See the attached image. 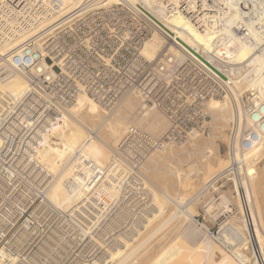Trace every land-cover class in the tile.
Segmentation results:
<instances>
[{"label": "bare ground", "instance_id": "1", "mask_svg": "<svg viewBox=\"0 0 264 264\" xmlns=\"http://www.w3.org/2000/svg\"><path fill=\"white\" fill-rule=\"evenodd\" d=\"M98 1L102 2L104 7L118 1L133 6L139 3L144 7H150L152 4V0ZM219 1V7H216L213 12L215 18L219 19V27L215 20L211 27L200 30L184 14H173L167 17L162 24L170 39L175 40L176 43L169 42L161 32L154 31L142 42L140 54L145 61L157 62L163 56L183 60L187 56L185 51H188L207 62V53L214 56L221 55L218 43L223 45L227 48L225 51L229 63L227 66L232 67V64H238V67L232 70L234 83L229 84L231 94L211 97L205 101V109L211 117V122L217 120V124L214 126L219 130L213 134L214 126L211 123V134L213 135L210 136L219 137V139L223 137L226 140V136L223 135L224 128L227 124L230 127L232 121L239 116L242 127L247 129L243 136L247 137L248 135L250 138V134L255 133L258 139L252 140V145L249 148H241L240 141H236L232 150L229 147L231 133L228 128L230 139L225 145V155L228 159L224 157L221 159L222 161H219L216 172L210 164V158L216 154L213 149L215 145L212 141H208L201 147L202 137L199 138V136L203 135L192 134L181 142L163 141L161 146L151 149L147 153L143 163L139 166L138 174L148 195V201L151 203L148 211L145 208L138 212V215L141 216L140 224L132 219L134 212L129 204L132 202L130 200H112L111 204H107L108 197L91 199L90 214L83 209V206H87L84 203L87 198L83 194L85 191L80 189L77 183L70 184L69 182V180L77 182L75 176L78 174V169L75 167V153L78 151L87 160L79 168L83 173L89 171V163L93 166V172L96 169L102 172H111L109 163L119 158L116 147L130 128H136L154 139H159L169 128V121L161 110L132 92L125 93L108 106L97 102L91 94L79 93L62 108L60 114H56L54 119L49 121L45 132L41 134V138L34 146L31 157L49 174L48 180L41 189L43 197L48 205L62 214L60 221L67 222L73 233L80 235V238L74 239V241L83 247L86 246L84 244L95 243L101 248H105L106 253L99 258L93 255L85 258L79 254L80 261L76 264H150V256L170 246L173 240H186L180 235H176L174 238H166L165 235L172 227L178 229L184 223L193 220L190 208L195 203L194 201L199 199L197 196L199 191L187 197L186 200H182L186 197L185 194L182 198H179V195L178 198L170 195L167 184L171 179L170 174L173 173L176 184L183 188V191H188L191 180L186 183L184 179H188L191 175L199 176L201 170L188 166L187 173L184 174L182 169L175 167L173 161L180 162L182 157L190 158L192 154H196L195 160H193L194 165L198 161L202 162L208 168L207 176L212 173L207 182L225 174L228 171L227 168L234 162V188L238 191L236 196L240 198V203L238 201L240 205H236V210L242 208L244 203L246 204L251 216V227L245 224L246 235H244L235 228L232 220L225 224L232 226L230 238L234 240L236 246L238 245L239 248L235 249L240 250L243 256L239 264H264V235L258 233L252 205L247 197L249 192L256 193L254 176L258 173V171L256 173L257 168L264 173V50H261L264 44V0ZM83 2L84 0H52L51 3L57 8V12L45 19L44 24L40 23L30 31L1 44L0 54L4 55L10 48L46 29L58 16L76 9ZM239 25L249 33L247 40L242 39L237 33ZM26 87L23 78L15 71H8L5 78L0 79V95L3 96L18 99L25 93ZM129 97L138 99L141 105L138 106ZM247 103L253 104L252 108L254 109L245 117L243 105L247 106ZM210 136L204 135V137ZM185 144L187 149H178ZM179 145L181 147H175ZM167 159V163L159 167L161 161L165 162ZM148 160L151 161V164L148 163ZM191 165L193 166V164ZM190 167L191 169H189ZM149 174L159 182L161 187L149 178ZM111 193L116 197L122 192L117 187L111 186ZM219 195L220 197L214 202L213 208H206L208 213L217 217L221 210L229 212L227 215L232 212L231 219L237 220L238 218L234 217L236 213L229 204L232 198L224 191H221ZM169 203L172 205V210L167 213V204ZM37 205L30 207L29 211L25 213L19 214L16 221H11L9 226L5 223L0 224V264H42L35 262L32 256L26 252V245L39 238L37 233L33 232L34 229L30 228L34 211L38 209ZM4 217L8 216L0 214V221H4ZM239 219L242 220V217ZM56 228L55 231L52 230L44 238L36 241V245L39 244L38 249H47L46 247L51 244H58L57 240L64 239L54 238L59 234V225ZM204 234L200 236L202 242L209 246L213 252L217 251L218 247L213 245L210 236L206 234L208 238L206 236L203 238ZM106 235L108 236L106 237ZM247 239L250 245H246ZM64 240L67 243L73 242V240ZM152 243H158V247L155 248L156 250H152V253H148ZM47 257V264H53L51 256L47 254ZM171 261L177 260L173 258ZM216 263L235 264L233 261H225L221 257L217 259Z\"/></svg>", "mask_w": 264, "mask_h": 264}, {"label": "built area", "instance_id": "2", "mask_svg": "<svg viewBox=\"0 0 264 264\" xmlns=\"http://www.w3.org/2000/svg\"><path fill=\"white\" fill-rule=\"evenodd\" d=\"M51 2L0 0V45L30 31L57 12ZM219 3V0H152L150 7H144L118 1L104 7L98 0H84L76 9L58 16L46 29L0 54V79L8 71H15L27 85L18 99L0 95V214L8 216L0 221L1 225L9 226L19 214L37 204L35 213L57 211L47 204L41 191L49 174L31 157L49 121L81 92L91 94L105 106L132 92L161 110L169 121V128L159 139L130 128L116 147L119 158L109 163L111 172L98 169L93 172L89 163V171L83 173L79 168L87 160L78 151L74 155L77 182H69L77 183L85 191L87 206L83 209L91 214V199L99 197H108L107 204L112 200H130L132 219L140 224L138 212L145 208L148 211L151 204L138 174L147 153L163 141L181 142L192 134L212 135L205 101L231 94L232 70L238 67V64L227 66V48L220 43L221 55L207 53V62L185 50L187 56L183 60L163 56L157 62L145 61L140 46L154 31L176 43L162 24L176 13L184 14L200 30L211 27L215 20L219 27V19L213 15ZM237 33L244 40L249 36L240 25ZM252 106L243 105L245 117L253 111ZM246 130L239 116L232 121L229 145L232 150L236 141H240L241 148H249L252 140L258 139L255 133L250 138L244 137ZM227 169L222 176L206 182L197 195L202 203L196 221L199 216L212 221L217 227L212 230L213 235L218 234L219 224L229 214L224 211L213 217L207 211L219 199V188L231 181L234 189V162ZM111 186L122 192L117 198L112 196ZM208 193L210 198H206ZM242 208V220L251 227L245 203Z\"/></svg>", "mask_w": 264, "mask_h": 264}, {"label": "rangeland", "instance_id": "3", "mask_svg": "<svg viewBox=\"0 0 264 264\" xmlns=\"http://www.w3.org/2000/svg\"><path fill=\"white\" fill-rule=\"evenodd\" d=\"M129 98L135 103H137L138 106L141 105V102L138 99L133 98V97H129ZM214 122L212 121L213 126L217 124V120H214ZM228 126L229 125L227 124L226 127L224 128L225 131H223V133L225 132L223 135L226 136L225 137L226 140L228 139L227 142H225L226 140H224L223 137L222 139L221 137L219 139V137L213 138V136H210V137L199 136V138L202 137L201 138L202 143L200 144L201 147L203 146V143L205 144L208 141H212L213 145L216 146V147L213 146L214 152L216 154L213 155L212 158H210V164L214 167L215 172L218 171L217 168L219 166V161L222 158L224 159V157L225 159H228L227 155H225L226 154L225 145L226 143L228 144V141L230 139L229 132H228V128L230 130V127ZM218 131L219 130H217V128L214 126L213 134H216ZM209 139H212V140H209ZM175 147H181V146L179 145ZM178 149L184 150V149H187V146L185 144L183 147L178 148ZM195 157H196V154H192L190 158L182 157L180 162L178 160L173 161V163L175 164V167L182 169L184 174L187 173L186 169L188 168V166H191L193 169L194 167L200 168L201 171L199 170L200 171L199 176L191 175L190 176L192 177L191 179L190 177H188V179L186 178L188 181L184 179L186 183L191 180L190 181L191 183L189 182L190 190L189 189L188 191L186 190L187 192L183 191L184 189L176 184V181H174L175 174L174 176H173V173L170 174L171 179L169 180V183L167 184V189L170 195L175 196L177 198L180 196L179 198H182V196H184L185 194L186 197H184L182 200H186L187 197L192 196V194H195L196 191H200L205 185V183L207 182L208 178L210 177L212 173L209 176H207L208 168H206V164L202 162L200 163L198 161L194 165L193 160H195ZM166 161H168V159L165 160V162L161 161L159 167H162L163 164L167 163ZM148 163L151 164V161L148 160ZM191 164H193V166ZM191 167L189 169H191ZM256 173L257 174H255L254 176V187H255L256 193L254 194L252 192H249V190L247 189V191L249 192L247 193V197L250 200V203L252 205V210L255 215V223L257 225L258 233L259 234L262 233V235H264V173L261 172L259 168H257ZM149 178L153 182H155L157 186L161 187L159 182L154 180V177H152L151 174H149ZM191 184H193L192 185L193 188L191 187ZM234 189H233L232 182L228 181V183H226L223 188L218 189V194L221 191H224V193H227L232 198V201L229 204L231 205V209L236 213L234 217L238 218L237 220L231 219L230 217V215L232 214L231 212V214L228 215L226 219L222 223L219 224L218 234L213 235L212 230L215 231L217 227L216 225H214L212 221H207V219L202 220L201 216H199L198 222L196 221L197 217L195 216H198L200 204L202 203V201H201V198H199L197 201L195 200L194 201L195 203L192 204L190 208L191 212L193 213V220L184 223L183 226H181L178 229H175V227L174 228L172 227V229H170L168 233L165 235L166 238H174L176 235H180L186 240H182V239L178 241L173 240L170 246L150 256V264H217L216 261L219 257L223 258L225 261H233L235 264H239L240 259L243 256L240 250L235 249L239 247L238 245L236 246V244L234 243V240L230 238V232L233 230L232 226L230 227V225L225 224L227 221L231 222L232 220L235 228H237L238 230L241 231V233L246 235L245 223L239 219V217H242V213H243L242 208H239L236 210V205L237 206L240 205L238 204V201L240 200V198L236 196L237 195L236 193H238V191L236 190L234 191ZM210 196H211V193H208L206 198H210ZM169 204H167V208H168L167 213H169L170 210H172V207H171L172 205L171 204L169 205ZM222 212L223 211L221 210L220 214ZM61 215L62 214H60L58 211H55V210L33 214V220H32V224L30 228H33L34 229L33 232L37 233L36 235L39 237L38 239L44 238V236L51 233L52 230L55 231L57 229L56 228L57 225H59V234L57 236H54V238L60 237V238H64L70 241L73 240V242H70V243L65 242L64 239L57 240V242H59L58 244H51L49 245V247H46L47 249L44 248L42 250L38 249L39 244L36 245V241L38 239L30 241L26 245V252L27 254L29 253V256H32V259L35 262L47 264L48 262L47 254H49V256H51V261L53 262V264H76L78 261H80L78 259L79 254L85 258L90 257V255L91 256L93 255L99 258V257H102L106 253L105 248H101L100 245L95 244V243H92L91 245L84 244L86 245L84 247L81 245H78V243H76L77 241H74V239H79L80 235L78 233H73V231L71 230V227L68 225L67 222H65L64 220L60 221L61 219L60 217H62ZM222 219L223 218L219 219V221H221ZM189 222L191 225L189 224ZM192 230L194 231V233ZM203 233H205L202 236L203 238H205L206 234L210 236L213 242V245L218 247L217 251L213 252V250L209 246L205 245L202 242V240L200 239V236ZM107 236L108 235H106V237ZM206 238H208V236H206ZM233 243L235 244V246H233L234 245ZM247 244L250 245L249 240L248 242H246V245ZM151 246L154 248L149 247L148 253H152L154 250H156L158 247V243H152ZM150 249H151V252H150ZM224 257L227 259H225ZM173 258H175L177 261L172 262L171 260Z\"/></svg>", "mask_w": 264, "mask_h": 264}]
</instances>
